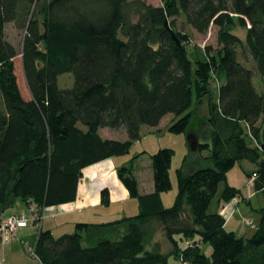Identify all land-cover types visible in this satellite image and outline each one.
I'll return each mask as SVG.
<instances>
[{"label":"trees","instance_id":"obj_1","mask_svg":"<svg viewBox=\"0 0 264 264\" xmlns=\"http://www.w3.org/2000/svg\"><path fill=\"white\" fill-rule=\"evenodd\" d=\"M9 23L21 34L19 52L6 37ZM184 25L198 34L214 27L216 47L199 54L194 46L190 59ZM239 51L264 76V0H0V216L17 199L32 201L38 213L73 201L84 167L127 153L140 126L155 127L167 113L174 115L168 132L186 134L212 162L175 169L169 207L160 194L171 187V148L149 155L150 193H139L131 166L118 167L137 213L77 222L56 237L39 228L32 251L40 264H264V208L245 239L226 230L219 212H208L220 182V199L240 194L226 181L240 160L253 165L246 175L255 174L254 188L264 193V95ZM18 54L27 98L14 74ZM63 73L72 75L70 87H59ZM203 97L199 117L195 104ZM120 126L124 140L99 135ZM100 196L108 202L106 188Z\"/></svg>","mask_w":264,"mask_h":264},{"label":"rangeland","instance_id":"obj_2","mask_svg":"<svg viewBox=\"0 0 264 264\" xmlns=\"http://www.w3.org/2000/svg\"><path fill=\"white\" fill-rule=\"evenodd\" d=\"M144 1L155 6L161 4V0ZM181 19L182 18H178L177 22L180 23ZM183 31L189 37L187 50L190 59H193V55L190 53V50H192L194 46L198 49L199 54L202 53L203 48L206 46H210L212 48L216 47V29L212 26L209 27L206 34H198L194 32L189 26L185 25L183 26ZM236 32L240 37H244L242 30L238 29ZM5 34L7 39L15 44L17 52H19L21 34L15 30L11 23L6 25ZM238 59L244 65L253 69V83L256 88L264 95V76H261L254 68L249 55L243 56L239 51ZM14 74L16 76L17 84L22 96L27 98L29 94L22 72L20 54H18L14 59ZM72 83L73 77L70 73H63L58 76L59 87H70ZM211 86L213 88L212 90L214 91L216 88V83L213 80L211 82ZM206 109L207 97H203L200 102L195 104V112L199 117H202L205 115ZM173 116L174 115L172 113H167L166 115H164V118L161 120L156 129L151 128L147 125H141L139 129V138L133 141L128 152L123 155L115 156L119 158L116 160H121V158H124V161L118 162V167L124 165L131 166L133 167L134 171L137 172L136 167L139 165L141 167L142 173L144 174V172L146 173L149 170L148 161H150V154L156 152L161 148L172 149L173 153L169 167L171 187L169 190L160 194L161 202L164 207H169L173 203L175 194L177 192V183L175 177L176 168L181 167L185 172H187L200 167L212 166L211 161L203 159L196 151H194L189 146L186 134H174L168 132L167 124H169V121ZM262 123H264V116L262 118ZM99 135L101 137L114 140H124L127 137L125 128L123 126L114 129L107 127L100 128ZM139 155H145V157L139 158L136 162H133L134 157ZM247 168L252 169L253 165L247 160H240L235 163V165L227 172V183L233 187H236L239 190L240 194L230 200L224 201L223 199H220L221 192L224 186V182L222 181L219 183L217 192L208 206V212L216 211L221 213L225 217L226 230H233L238 236H242L244 239L251 236L253 231L256 229V226L260 220L262 212L261 209L264 208V193L262 191L255 190L253 183L248 182V176L245 172V169ZM141 177L140 179L142 180ZM147 186L148 180L145 176V181H140L139 189L142 190L143 188H147ZM7 214L8 213L5 210L0 217H6ZM51 220L52 219H48L47 221L51 222ZM249 222L250 224H247ZM73 228L74 227L54 230V235L59 236L62 233H71L73 231ZM25 239L28 241L29 237H26ZM156 240L160 242V248L162 251L166 252L169 250V246L164 240L162 233H159V235L156 236ZM32 243L33 240H31L30 244ZM4 244H2L0 241V250L1 248L3 249ZM18 246L19 247H15L12 252L13 264H39L36 256H31V247L28 248V246L23 243L22 245L19 244ZM201 250L206 255H209L211 248L208 244L203 243L201 245ZM170 261L172 264L175 263L172 259H170ZM6 263L7 262L2 263L0 258V264Z\"/></svg>","mask_w":264,"mask_h":264},{"label":"crops","instance_id":"obj_3","mask_svg":"<svg viewBox=\"0 0 264 264\" xmlns=\"http://www.w3.org/2000/svg\"><path fill=\"white\" fill-rule=\"evenodd\" d=\"M163 118L164 116L161 120ZM168 125L169 124H167V126ZM157 126L151 128L156 129ZM142 157H145V155L136 156L133 159L134 161H132L136 162ZM116 159L119 158L114 156L84 167L81 172V178L77 184L75 199L71 202L44 207L40 213L41 220L39 223H29L27 226L17 229L14 236H11L10 239L3 245V249L1 248L0 250L2 263L7 262L6 264H13L12 252L15 247H19V244L22 245L23 243L26 244L28 248H33L39 228L43 230H50L53 236L56 237V235H54V230L74 227V224L77 222L103 223L135 215L138 211L137 201L135 198L129 196L127 190L118 180L116 174V169L119 166L118 162L124 161V158H121V160ZM148 167L149 170L146 173L144 172V174L142 173L139 165L136 167L137 172L134 171L132 167L133 174L138 182V191L141 194L150 193L153 190V178L150 161H148ZM252 169H245L246 174ZM145 176L148 180V186L147 188L140 190V181L143 180L144 182ZM248 182L253 183V181L249 178ZM103 188H106L108 191L107 203L101 202L100 192ZM25 210H27L26 202L18 199L15 200L11 207L6 209L8 213L7 215ZM48 219H52L51 222H48ZM26 237H29L28 241L25 239ZM31 240H33L32 244H30ZM38 263L40 264L39 261Z\"/></svg>","mask_w":264,"mask_h":264},{"label":"built area","instance_id":"obj_4","mask_svg":"<svg viewBox=\"0 0 264 264\" xmlns=\"http://www.w3.org/2000/svg\"><path fill=\"white\" fill-rule=\"evenodd\" d=\"M255 174H252V179ZM41 220L40 213L37 212L35 205L32 201H27V210L22 212H14L6 217H0V241L4 244L11 236L15 234L17 229L27 226L29 223H39ZM247 224H250L247 223ZM31 256H34L31 251Z\"/></svg>","mask_w":264,"mask_h":264}]
</instances>
